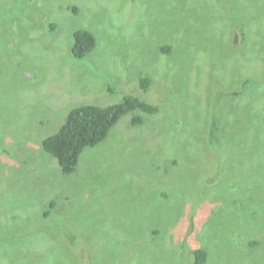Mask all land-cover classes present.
I'll list each match as a JSON object with an SVG mask.
<instances>
[{"label":"rangeland","instance_id":"obj_1","mask_svg":"<svg viewBox=\"0 0 264 264\" xmlns=\"http://www.w3.org/2000/svg\"><path fill=\"white\" fill-rule=\"evenodd\" d=\"M79 29L97 39L83 59ZM125 95L160 111L128 113L65 174L42 141ZM197 249L264 264V0H0V264H195Z\"/></svg>","mask_w":264,"mask_h":264},{"label":"trees","instance_id":"obj_2","mask_svg":"<svg viewBox=\"0 0 264 264\" xmlns=\"http://www.w3.org/2000/svg\"><path fill=\"white\" fill-rule=\"evenodd\" d=\"M96 45L97 39L92 31L79 29L74 33L72 51L77 59H83ZM162 50L170 53L172 47L165 45ZM140 82L144 90H148L151 85L148 75L141 76ZM245 84V87L256 88L254 81L246 80ZM159 111V106L152 105L136 95H125L121 102L108 106L84 104L70 111L66 122L59 130L42 141V147L46 153L58 160L65 174H71L77 169L84 150L107 140L113 128L125 115L135 112L132 124L139 127L143 124L146 115L156 114ZM211 118L208 119L210 127L207 139L212 146L223 145L225 142L220 122L215 118L211 124ZM237 126L241 129L239 125ZM231 139L242 144L237 137ZM193 254L195 264H203L207 260V252L204 249H197Z\"/></svg>","mask_w":264,"mask_h":264}]
</instances>
